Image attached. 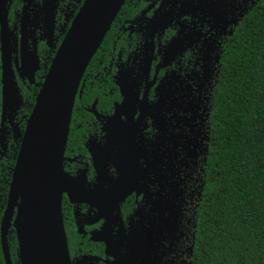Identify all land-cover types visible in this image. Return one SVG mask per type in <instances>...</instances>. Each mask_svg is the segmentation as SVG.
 <instances>
[{
    "label": "flooded vegetation",
    "instance_id": "1",
    "mask_svg": "<svg viewBox=\"0 0 264 264\" xmlns=\"http://www.w3.org/2000/svg\"><path fill=\"white\" fill-rule=\"evenodd\" d=\"M84 2L0 0V264L28 120ZM261 2L129 0L117 16L82 80L63 162L77 194L62 197L72 264L192 263L221 61ZM9 70L16 86L6 95ZM19 205L7 233L12 264Z\"/></svg>",
    "mask_w": 264,
    "mask_h": 264
},
{
    "label": "trees",
    "instance_id": "2",
    "mask_svg": "<svg viewBox=\"0 0 264 264\" xmlns=\"http://www.w3.org/2000/svg\"><path fill=\"white\" fill-rule=\"evenodd\" d=\"M221 64L191 264H264V0Z\"/></svg>",
    "mask_w": 264,
    "mask_h": 264
},
{
    "label": "water",
    "instance_id": "3",
    "mask_svg": "<svg viewBox=\"0 0 264 264\" xmlns=\"http://www.w3.org/2000/svg\"><path fill=\"white\" fill-rule=\"evenodd\" d=\"M127 0H85L58 49L28 120L2 225L3 252L12 264L7 233L15 207L20 264H72L64 226L62 197L75 181L63 162L76 98L86 70ZM34 77V69L31 72ZM5 74L6 95L15 90ZM126 186V185H125ZM73 194V195H72Z\"/></svg>",
    "mask_w": 264,
    "mask_h": 264
}]
</instances>
